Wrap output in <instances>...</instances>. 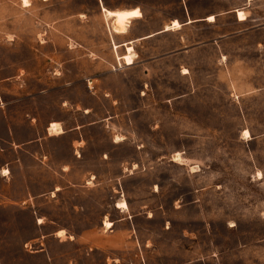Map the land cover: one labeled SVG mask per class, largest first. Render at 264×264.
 I'll use <instances>...</instances> for the list:
<instances>
[{"label":"rangeland","instance_id":"374dc122","mask_svg":"<svg viewBox=\"0 0 264 264\" xmlns=\"http://www.w3.org/2000/svg\"><path fill=\"white\" fill-rule=\"evenodd\" d=\"M26 1L0 0V264H264V0Z\"/></svg>","mask_w":264,"mask_h":264},{"label":"bare ground","instance_id":"6f19581e","mask_svg":"<svg viewBox=\"0 0 264 264\" xmlns=\"http://www.w3.org/2000/svg\"><path fill=\"white\" fill-rule=\"evenodd\" d=\"M23 2V6H27L28 3L26 0H22ZM103 11L105 13V15L107 17L113 18V23H114V27H113V31L115 33H122L125 30L126 24L128 23V18H129V13L125 10H109V9H104ZM177 22L175 21L174 23H172L170 26H177ZM127 51L128 53L131 51V47L128 46L127 47ZM126 63L129 64L131 63V58L126 57ZM49 131L50 133H59L60 132V128L57 126L56 122H51L50 126H49ZM117 208H126V204L124 202H119L116 204ZM104 225L106 227L110 226L109 222H105Z\"/></svg>","mask_w":264,"mask_h":264},{"label":"crops","instance_id":"0c3cea01","mask_svg":"<svg viewBox=\"0 0 264 264\" xmlns=\"http://www.w3.org/2000/svg\"><path fill=\"white\" fill-rule=\"evenodd\" d=\"M44 1H46V0H44ZM103 5V4H102ZM102 8H104L103 6H102ZM132 8H139V7H132ZM132 8H127V9H132ZM106 9V8H105ZM103 10V9H102ZM109 10H118V9H109ZM139 10H140V8H139ZM239 11V10H238ZM238 11H236V13L238 12ZM140 12H141V10H140ZM141 16H142V13H141ZM140 16V17H141ZM208 16H210V15H208ZM212 16H214V15H212ZM137 18H139V17H137ZM137 18H130V21L129 22H131L132 20H135V19H137ZM238 19V18H237ZM173 20H176L177 22H178V19H172L171 21H173ZM245 20V19H244ZM239 21H242V20H239ZM128 22V23H129ZM171 23V22H170ZM179 23V22H178ZM127 27H128V25H127ZM162 31H166L165 30V28H163L162 29ZM127 32V28H126V31L125 32H123V33H115L116 35H122V34H125ZM131 44V40L130 39H127V40H125V41H122L120 44H114V47H117V46H119V45H121V46H123L126 50H127V47L128 46H130L131 47V50L133 49L132 48V46L130 45ZM124 55V54H123ZM48 129V128H47ZM48 131V130H47ZM122 211V210H121ZM110 222V221H109ZM111 226H113V223H111ZM49 257V256H48ZM114 261H118V259L117 258H115L114 259Z\"/></svg>","mask_w":264,"mask_h":264}]
</instances>
